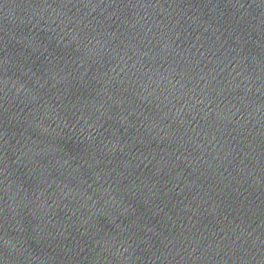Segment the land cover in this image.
<instances>
[{
    "label": "water",
    "instance_id": "95a60500",
    "mask_svg": "<svg viewBox=\"0 0 264 264\" xmlns=\"http://www.w3.org/2000/svg\"><path fill=\"white\" fill-rule=\"evenodd\" d=\"M0 264H264V0H0Z\"/></svg>",
    "mask_w": 264,
    "mask_h": 264
}]
</instances>
